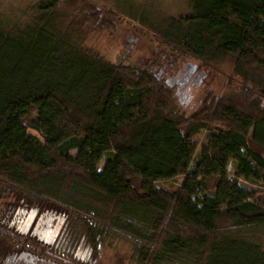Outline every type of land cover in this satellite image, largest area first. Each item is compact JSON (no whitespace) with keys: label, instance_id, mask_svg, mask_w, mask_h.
I'll use <instances>...</instances> for the list:
<instances>
[{"label":"trees","instance_id":"1","mask_svg":"<svg viewBox=\"0 0 264 264\" xmlns=\"http://www.w3.org/2000/svg\"><path fill=\"white\" fill-rule=\"evenodd\" d=\"M64 1L0 19V187L81 215L95 245L104 227L125 233L138 264H264V0L129 14L172 50L232 60L240 87L208 94L188 116L154 72L90 52L59 19ZM203 129L198 165L184 140ZM229 156L259 190L240 189ZM178 176L172 190L160 185Z\"/></svg>","mask_w":264,"mask_h":264},{"label":"rangeland","instance_id":"2","mask_svg":"<svg viewBox=\"0 0 264 264\" xmlns=\"http://www.w3.org/2000/svg\"><path fill=\"white\" fill-rule=\"evenodd\" d=\"M43 1L46 0H0V19L9 20V23L23 21L35 14L38 4ZM144 7L161 15L187 13L190 9L188 0H68L59 5L58 12L64 27L74 29L90 52L111 62L134 68L144 67L154 72L172 90L175 103L185 116L196 112L208 94H226L240 87L229 58L213 64L204 63L160 43L152 31L130 18L129 14ZM163 63L167 69L194 63L200 71L205 72L203 83L191 89L190 99L185 95L179 97L175 88L158 75ZM29 132L36 134L33 130ZM207 135L208 130L203 129L184 140L185 144L195 146L194 163L198 165L200 150L207 143ZM69 153L75 155L76 149ZM103 165L104 160H101L99 168ZM227 168L240 177L243 192L261 188L259 184L253 185L243 180L233 156H229ZM181 180L182 176H178L160 185L172 190ZM256 195L264 196V189ZM0 230L22 241L21 244L12 245L0 238V264H16L18 256L23 253L43 258L41 264H138L133 239L125 233L104 227L100 244L95 245L81 215L11 186L0 187ZM18 264L30 263L19 260Z\"/></svg>","mask_w":264,"mask_h":264},{"label":"flooded vegetation","instance_id":"3","mask_svg":"<svg viewBox=\"0 0 264 264\" xmlns=\"http://www.w3.org/2000/svg\"><path fill=\"white\" fill-rule=\"evenodd\" d=\"M169 64L172 65V62ZM166 67V64L163 63V66L158 70V75L164 78L166 84L175 88V92L179 97L181 95H185L188 99H190L192 96L191 89L194 86H200L203 83L204 77L206 76L204 72L203 77L198 80V74L200 70L197 66L196 68H188L187 64H184V66L177 68L169 67L167 69ZM18 258L19 260H24L30 264H41V262L44 260L43 258L34 257V259L31 261L20 255Z\"/></svg>","mask_w":264,"mask_h":264},{"label":"water","instance_id":"4","mask_svg":"<svg viewBox=\"0 0 264 264\" xmlns=\"http://www.w3.org/2000/svg\"><path fill=\"white\" fill-rule=\"evenodd\" d=\"M187 67L188 68H196V65L194 63H187ZM203 75H204V71H200L198 74V80L201 79L203 77ZM52 233H54V231H52ZM22 256H24V257L30 256L29 260H31V261L34 258L32 255H30L28 253H23Z\"/></svg>","mask_w":264,"mask_h":264}]
</instances>
